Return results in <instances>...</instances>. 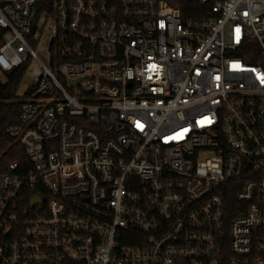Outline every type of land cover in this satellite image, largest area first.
<instances>
[{
    "label": "built area",
    "instance_id": "obj_1",
    "mask_svg": "<svg viewBox=\"0 0 264 264\" xmlns=\"http://www.w3.org/2000/svg\"><path fill=\"white\" fill-rule=\"evenodd\" d=\"M36 4L0 0V264H264V0Z\"/></svg>",
    "mask_w": 264,
    "mask_h": 264
},
{
    "label": "trees",
    "instance_id": "obj_2",
    "mask_svg": "<svg viewBox=\"0 0 264 264\" xmlns=\"http://www.w3.org/2000/svg\"><path fill=\"white\" fill-rule=\"evenodd\" d=\"M52 2L53 0H37V13L50 10ZM189 5L194 3L189 2ZM22 71V69L15 70L7 75L5 80L0 81V176L6 173L8 166L12 163L27 166L22 149L6 134V128L18 122L21 103L16 92L23 76Z\"/></svg>",
    "mask_w": 264,
    "mask_h": 264
},
{
    "label": "rangeland",
    "instance_id": "obj_3",
    "mask_svg": "<svg viewBox=\"0 0 264 264\" xmlns=\"http://www.w3.org/2000/svg\"><path fill=\"white\" fill-rule=\"evenodd\" d=\"M53 20L49 19L44 31H43V36H42V42L40 43V46L37 47L36 52L37 53H41L43 51V46L45 45V40L47 39L48 35L51 33V31L53 30ZM33 83L31 75H30V70L26 72L25 76L23 77V79L20 82V85L17 89L16 95L17 98L19 99V101L22 99V97L24 96L25 92L27 91L28 87Z\"/></svg>",
    "mask_w": 264,
    "mask_h": 264
},
{
    "label": "water",
    "instance_id": "obj_4",
    "mask_svg": "<svg viewBox=\"0 0 264 264\" xmlns=\"http://www.w3.org/2000/svg\"><path fill=\"white\" fill-rule=\"evenodd\" d=\"M37 203H38V198H34V199L32 200L31 205H32V206H35Z\"/></svg>",
    "mask_w": 264,
    "mask_h": 264
}]
</instances>
